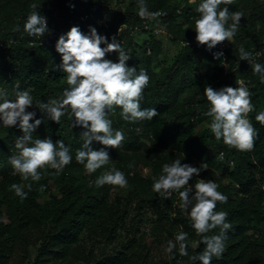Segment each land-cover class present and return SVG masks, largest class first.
Returning a JSON list of instances; mask_svg holds the SVG:
<instances>
[{
    "label": "trees",
    "instance_id": "trees-1",
    "mask_svg": "<svg viewBox=\"0 0 264 264\" xmlns=\"http://www.w3.org/2000/svg\"><path fill=\"white\" fill-rule=\"evenodd\" d=\"M201 2L144 0L150 12L161 15L141 19L138 0H0V91L14 100L18 90H28L34 103L28 111L35 113L30 123L43 121L33 139L62 140L72 155L59 175L47 169L50 174L32 182L31 191L25 188L28 195L21 202L10 188L28 183L12 175L11 158L19 153L15 144L23 133L18 125L5 127L0 122V264H200L190 257L205 245L181 210L178 194L164 199L153 191L163 164L176 159L193 167L207 164L189 183L214 181L227 197V203L217 202L215 210L226 212L232 227L226 250L219 259L213 257L212 264H264V125L255 119L264 112V81L239 53L243 47L253 54L252 63L264 66V0H233L227 6L230 13L239 11L243 17L236 35L227 41L225 58L218 59L216 47L208 49L195 39ZM33 5L47 19L43 37L29 36L23 29ZM74 26L85 35L95 28L109 43L117 39L130 56L126 64L149 77L141 107L158 113L151 121L135 123L125 121L120 108L110 113L113 129L121 130L125 139L121 148H106L111 160L93 174L76 162L86 129L72 127L70 109L58 124L35 105L62 99L69 87L55 44ZM165 42L176 47L171 60L162 58ZM106 58L118 62L115 52ZM239 79L252 93L255 110L248 118L258 132L254 149L247 152L216 140L211 118L205 115L210 107L205 87H238ZM92 147L104 146L93 141ZM113 167L124 173L127 187H97L95 180ZM147 223L150 236L165 248L180 231L188 233V255L180 256L177 249L172 258L168 254L159 261L149 256L151 249L140 232ZM217 234L219 229L209 233Z\"/></svg>",
    "mask_w": 264,
    "mask_h": 264
},
{
    "label": "clouds",
    "instance_id": "clouds-1",
    "mask_svg": "<svg viewBox=\"0 0 264 264\" xmlns=\"http://www.w3.org/2000/svg\"><path fill=\"white\" fill-rule=\"evenodd\" d=\"M232 3L233 0H202L198 5L195 39L199 45L212 49L234 38L243 13H230L227 6ZM32 7L33 11L28 15L23 29L29 36L43 37L48 32L47 19L36 10V5ZM137 15L141 19H155L161 13L150 12L144 0H138ZM55 50L61 55L59 68L67 74L69 87L63 91L62 99L37 102L35 105L58 124L70 109L71 117L74 118L72 127L86 129L82 134L83 145L76 150V162L83 165L88 174H93L109 164L111 158L106 148H121L125 139L121 130L113 129L112 121L108 118L110 113L120 108L122 118L133 123L151 121L158 115L155 108L141 107L149 77L144 70L137 74L135 67L126 64L130 56L115 37L109 43L95 28H90L89 34L85 35L78 27H71L58 38ZM113 52L118 54V62L106 58L107 54ZM239 53L240 60L251 63L253 72L260 74L264 81V66L252 63L253 54L243 47H240ZM222 56V52L214 53V59ZM236 83L238 87L225 86L218 90L211 86L205 87L203 94L210 104L205 115L211 118L209 127L216 140L222 139L227 146L247 152L254 149L258 137L256 128L248 118L255 107L251 101L252 93L244 81L238 80ZM33 104V97L28 90H18L14 100L7 99L6 93L0 91V122L5 127L18 125L23 133L15 144L19 153L11 158L14 169L12 175H19L28 183L12 184L10 188L21 202L28 195L24 189L31 191L32 182H39L44 175L50 174L47 169H53L54 174L59 175L72 161L71 149L62 140L53 143L51 138L33 139V131L43 122L36 119L30 123L35 113L28 109ZM255 119L264 125V112L257 114ZM93 141L104 147L94 150ZM204 169H207V164L193 167L182 164L180 159L165 163L162 174L154 180L153 191L164 199L174 192L178 194L181 210L187 213L191 227L205 245L201 253L190 259L199 260L200 264H212L213 257L219 259L226 250L225 241L232 225L227 220L226 212L215 210L217 202L227 203V197L217 191L218 185L214 181L197 179L194 185L189 183L194 176L199 177ZM95 184L97 187L108 184L125 188L128 181L123 172L113 167L101 174ZM40 190L43 191V186ZM215 229H219V234L209 235ZM187 240L188 233L180 231L174 240L167 242L165 252L170 254V258L177 249L180 256L188 255Z\"/></svg>",
    "mask_w": 264,
    "mask_h": 264
},
{
    "label": "rangeland",
    "instance_id": "rangeland-1",
    "mask_svg": "<svg viewBox=\"0 0 264 264\" xmlns=\"http://www.w3.org/2000/svg\"><path fill=\"white\" fill-rule=\"evenodd\" d=\"M165 54L162 57L163 59L171 60L174 54L176 53V47L170 44L169 42H165ZM149 223L145 224L140 228V232L142 233V240L148 244L150 247L149 256H153L154 259L161 260L167 258L168 253L165 252V247L163 244L158 245L157 241L154 240V237H151L149 234ZM140 234H137L139 237ZM154 241V242H153ZM111 248V247H107Z\"/></svg>",
    "mask_w": 264,
    "mask_h": 264
},
{
    "label": "built area",
    "instance_id": "built-area-1",
    "mask_svg": "<svg viewBox=\"0 0 264 264\" xmlns=\"http://www.w3.org/2000/svg\"><path fill=\"white\" fill-rule=\"evenodd\" d=\"M198 17H199V15H198ZM86 18H87V14L83 15L81 17V20H85ZM99 25H101V22H99ZM105 26H107V25L105 24ZM160 31H162V30H160V29L156 30V32H160ZM216 49H217L218 52H222L223 53L222 57L225 58V55H226V52H227V49H228V42L227 41L222 42L221 44L216 46ZM257 56H259V55H257ZM222 64L224 66V72L226 74L229 73V70H228V67H227V63L225 62L224 59H223ZM239 80H242V79H239ZM222 156H223V152H220V157H222Z\"/></svg>",
    "mask_w": 264,
    "mask_h": 264
}]
</instances>
